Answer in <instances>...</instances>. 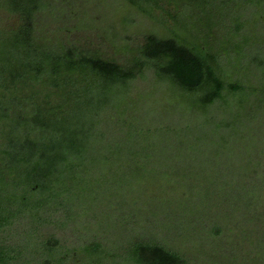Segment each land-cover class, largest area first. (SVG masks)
Listing matches in <instances>:
<instances>
[{
  "label": "rangeland",
  "instance_id": "1",
  "mask_svg": "<svg viewBox=\"0 0 264 264\" xmlns=\"http://www.w3.org/2000/svg\"><path fill=\"white\" fill-rule=\"evenodd\" d=\"M149 3L150 15L130 0H49L39 33L123 65L139 57L148 37L178 34L215 57L228 86L241 91L229 88L225 99L203 107L152 68L126 83H83L81 116L74 119L88 114L81 140L91 154L81 162L74 219L61 209L39 224L16 222L1 236L21 248L9 264H129L140 241L160 242L188 264H264V5ZM17 26L15 16L0 10L1 33ZM4 68L0 61V84ZM36 110L26 108L31 121L24 129L1 120L4 139L25 131L49 136L35 133ZM133 148L141 153L130 154ZM95 243L105 253L90 259L87 247Z\"/></svg>",
  "mask_w": 264,
  "mask_h": 264
},
{
  "label": "trees",
  "instance_id": "2",
  "mask_svg": "<svg viewBox=\"0 0 264 264\" xmlns=\"http://www.w3.org/2000/svg\"><path fill=\"white\" fill-rule=\"evenodd\" d=\"M130 1L149 15L145 2L154 6L159 3V0ZM246 3L257 7L264 5V0H246ZM48 7L49 0H0V10L18 19L17 27L0 32L1 44L5 46L0 54V61L5 64V78L0 84L3 93L0 121L13 123L14 129L16 123L23 128V124L31 121L26 108L33 106L37 108L36 121L41 124L35 133L49 132V136L35 138L25 131L7 142L0 129V264H9L22 253L20 247L8 246L1 238L16 222L28 220L39 224L43 219H52L61 209L67 211L68 220L74 219L72 213L80 200L77 180L81 162L91 154L82 142V135L89 128L88 114L85 120L74 119L81 116L83 83H88L89 88H92L90 82H101L105 87L126 83L152 68L161 78L195 96L203 107L225 99L229 88L234 95L241 91L239 87L228 86L215 67V57H208L200 44L178 34L177 38L169 39L148 37L139 57L128 65L67 42H48L39 33V19ZM38 85H45L46 89ZM46 90L52 93H44ZM15 110L20 111L17 118H13ZM63 122L65 126H61ZM129 152L136 156L141 150L133 148ZM202 232L211 240L218 239ZM217 232L222 235L223 230L218 228ZM48 251L53 257L58 253L53 245ZM131 252L133 258L129 264H188L182 254L160 242H136ZM86 253L94 259L105 253V249L95 243L87 247Z\"/></svg>",
  "mask_w": 264,
  "mask_h": 264
}]
</instances>
